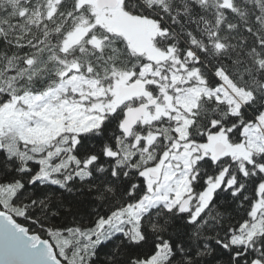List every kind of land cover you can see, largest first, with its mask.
<instances>
[{
    "label": "snow or ice",
    "instance_id": "obj_1",
    "mask_svg": "<svg viewBox=\"0 0 264 264\" xmlns=\"http://www.w3.org/2000/svg\"><path fill=\"white\" fill-rule=\"evenodd\" d=\"M0 264H264V0H0Z\"/></svg>",
    "mask_w": 264,
    "mask_h": 264
}]
</instances>
